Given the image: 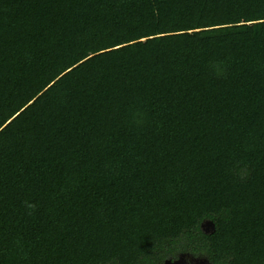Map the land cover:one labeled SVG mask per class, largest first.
Segmentation results:
<instances>
[{
    "label": "trees",
    "instance_id": "1",
    "mask_svg": "<svg viewBox=\"0 0 264 264\" xmlns=\"http://www.w3.org/2000/svg\"><path fill=\"white\" fill-rule=\"evenodd\" d=\"M182 255L264 264V0H0V264Z\"/></svg>",
    "mask_w": 264,
    "mask_h": 264
},
{
    "label": "water",
    "instance_id": "2",
    "mask_svg": "<svg viewBox=\"0 0 264 264\" xmlns=\"http://www.w3.org/2000/svg\"><path fill=\"white\" fill-rule=\"evenodd\" d=\"M202 228L206 232H212L215 230V225L213 221L211 220H205L202 224ZM187 257L186 255H182L177 259H167L163 264H188L187 260L185 259ZM191 259V264H210L209 260L206 258H201V259H196L193 257H190Z\"/></svg>",
    "mask_w": 264,
    "mask_h": 264
},
{
    "label": "flooded vegetation",
    "instance_id": "3",
    "mask_svg": "<svg viewBox=\"0 0 264 264\" xmlns=\"http://www.w3.org/2000/svg\"><path fill=\"white\" fill-rule=\"evenodd\" d=\"M190 257H193V258H196V259H198V257H196V256H192V255H189ZM190 257H189V261L188 262H190L191 261V259H190ZM179 258V257H178ZM206 258V257H205ZM177 259V258H176ZM199 259H201V258H199ZM206 259H208V258H206ZM209 260V259H208ZM209 262H210V264H212V262L209 260ZM191 264V263H190Z\"/></svg>",
    "mask_w": 264,
    "mask_h": 264
},
{
    "label": "rangeland",
    "instance_id": "4",
    "mask_svg": "<svg viewBox=\"0 0 264 264\" xmlns=\"http://www.w3.org/2000/svg\"><path fill=\"white\" fill-rule=\"evenodd\" d=\"M187 257H185V259L187 260V262L189 261V255H186ZM198 258H205L204 256H199ZM191 263V261L190 262H188V264H190Z\"/></svg>",
    "mask_w": 264,
    "mask_h": 264
}]
</instances>
